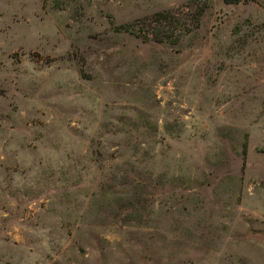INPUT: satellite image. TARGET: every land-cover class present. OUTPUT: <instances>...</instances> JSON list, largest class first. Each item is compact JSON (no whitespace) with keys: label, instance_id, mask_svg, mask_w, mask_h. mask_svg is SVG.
Wrapping results in <instances>:
<instances>
[{"label":"rangeland","instance_id":"rangeland-1","mask_svg":"<svg viewBox=\"0 0 264 264\" xmlns=\"http://www.w3.org/2000/svg\"><path fill=\"white\" fill-rule=\"evenodd\" d=\"M0 264H264V0H0Z\"/></svg>","mask_w":264,"mask_h":264},{"label":"trees","instance_id":"trees-1","mask_svg":"<svg viewBox=\"0 0 264 264\" xmlns=\"http://www.w3.org/2000/svg\"><path fill=\"white\" fill-rule=\"evenodd\" d=\"M222 1L224 4H237L241 0ZM182 9L158 11L127 25H120L116 30L132 34L142 42L175 44L183 34H187L190 30L184 22L185 14ZM192 21L196 24V18L190 20L191 25Z\"/></svg>","mask_w":264,"mask_h":264}]
</instances>
